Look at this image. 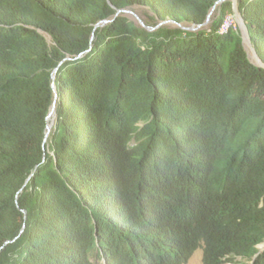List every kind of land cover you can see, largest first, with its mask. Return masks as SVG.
Instances as JSON below:
<instances>
[{"label": "trees", "instance_id": "16d2710c", "mask_svg": "<svg viewBox=\"0 0 264 264\" xmlns=\"http://www.w3.org/2000/svg\"><path fill=\"white\" fill-rule=\"evenodd\" d=\"M217 1L0 0V264H157L170 218L179 264H264V68L229 0L180 27ZM237 7L264 64V0Z\"/></svg>", "mask_w": 264, "mask_h": 264}, {"label": "clouds", "instance_id": "9594fccd", "mask_svg": "<svg viewBox=\"0 0 264 264\" xmlns=\"http://www.w3.org/2000/svg\"><path fill=\"white\" fill-rule=\"evenodd\" d=\"M122 10H125V9H122ZM133 12H135V11H133ZM233 19H235V17L229 18V20H227L224 23V25L226 23H228V22H231L230 25L228 26V28H229L230 26H232L234 24ZM160 23H162V22H160ZM235 24H236V21H235ZM236 26H237V24H236ZM182 27H185V26H182ZM222 27H221V29H222ZM221 29H220L219 33L222 34V33H225L226 32V31L225 32H221ZM55 71H56V69L54 70V72ZM54 90H55V88H54ZM54 97L56 98V96H54ZM48 124H47V126H48ZM46 132H47V127H46ZM210 225H211V231H212V233H214V230L212 229L211 222H210ZM186 233H187V225L182 220H177L175 222H172V218H170V219H167V220H165L163 222V228H162V231H161V234H160L158 240L157 241H153L152 240L153 246L155 248L150 251L153 254V256H154L155 261L157 262V264H179V262H182V261L185 260V258H186V252H185V255H182L181 254V249H180V247L178 245H176V240H177V236H181V235L184 236ZM263 243H261V244H263ZM261 244H259L257 246L259 252H261V251L264 250V248H263V250H260L259 247L261 246ZM207 246L208 245H207V243H206L205 240L196 241V248L192 251L191 255L187 258L186 263H188V261L190 260V258L194 255V253L200 251L201 252V264H203L204 249ZM239 262H240V260L237 259V262H235V263L234 262H223L222 264H238ZM252 262H253V260H251L250 262H247V263L248 264H252ZM186 263H183V264H186ZM142 264H149V260L147 259V257H145V259L142 261Z\"/></svg>", "mask_w": 264, "mask_h": 264}, {"label": "water", "instance_id": "95a60500", "mask_svg": "<svg viewBox=\"0 0 264 264\" xmlns=\"http://www.w3.org/2000/svg\"><path fill=\"white\" fill-rule=\"evenodd\" d=\"M107 1H109V0H107ZM224 1H226V0H219V1H217L215 3V5L209 11V14L207 16L206 21L202 25L190 26V27H182V26H180V27L182 29H184V30L195 31V30H197V29H199L201 27L208 26V24L210 23V17L212 16V14H213L216 6H218L219 4H221ZM229 1L232 2V7H233V13H234L235 21H236L237 27L239 29V33H240V36H241L242 47H243V49H244V51L246 53L247 59L249 60V62L251 64H253V65L257 66V67L264 68V64L262 63V61L258 57V55H257V53L255 51V48L251 44V40H250V36H249V32H248L247 26H246V24L244 22V19L242 18V16L240 15V13L238 11L237 0H229ZM120 13L126 14L130 19L136 21L141 27H143L146 30H153L154 29L152 27L146 26L143 23V21L139 18V16L135 12H133L131 10H116V13H115L114 17H116ZM113 18L112 19H108V20L99 21L95 25V27H102V26H104V25L112 22L113 21ZM161 24L162 23H159L158 26H160ZM81 54H79L77 57H79ZM53 91H54V96H56V93H55V90H54V85H53ZM55 117H56L55 116V105L53 104L52 107H51V109H50V111H49V113H48V116H47V119L50 120V123L47 126V132H46V134L49 133V130H50L52 124L55 121ZM259 248H260V250H263L264 243L261 244V246Z\"/></svg>", "mask_w": 264, "mask_h": 264}, {"label": "rangeland", "instance_id": "374dc122", "mask_svg": "<svg viewBox=\"0 0 264 264\" xmlns=\"http://www.w3.org/2000/svg\"><path fill=\"white\" fill-rule=\"evenodd\" d=\"M134 11L140 18H146L144 16L145 10L143 8L136 7ZM233 22L235 23V19H233ZM48 122L50 123V120H48ZM186 264H201V252L199 251L194 253V255L190 258V260ZM238 264H248V263L245 261H240Z\"/></svg>", "mask_w": 264, "mask_h": 264}, {"label": "built area", "instance_id": "2783aa9c", "mask_svg": "<svg viewBox=\"0 0 264 264\" xmlns=\"http://www.w3.org/2000/svg\"><path fill=\"white\" fill-rule=\"evenodd\" d=\"M230 23H231V22L226 23V24L222 27L221 32H225V31L227 30L228 26L230 25Z\"/></svg>", "mask_w": 264, "mask_h": 264}]
</instances>
